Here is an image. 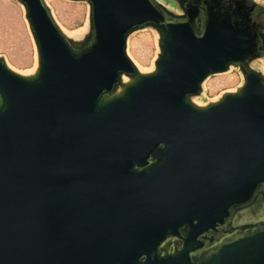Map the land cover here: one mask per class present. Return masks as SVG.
Instances as JSON below:
<instances>
[{
	"label": "water",
	"instance_id": "1",
	"mask_svg": "<svg viewBox=\"0 0 264 264\" xmlns=\"http://www.w3.org/2000/svg\"><path fill=\"white\" fill-rule=\"evenodd\" d=\"M21 1L39 69L27 80L0 59V264H190L187 246L159 248L264 189L261 77L208 109L189 103L207 77L258 55V37L215 0L180 18L154 0H74L92 25L76 50L44 0ZM146 26L162 33L156 73L107 100L138 75L127 38ZM201 264H264V221Z\"/></svg>",
	"mask_w": 264,
	"mask_h": 264
},
{
	"label": "rangeland",
	"instance_id": "2",
	"mask_svg": "<svg viewBox=\"0 0 264 264\" xmlns=\"http://www.w3.org/2000/svg\"><path fill=\"white\" fill-rule=\"evenodd\" d=\"M154 1L169 11L170 15L179 18L185 16L186 5L194 3V0ZM250 1L264 12V0ZM44 2L55 23L74 49H83L91 42V6L88 2L74 0ZM261 34L264 51V24ZM161 43L162 33L154 26H146L129 34L126 53L136 66L138 75L134 77L124 75L127 82L122 83L117 93L107 96V100L121 96L139 77L156 73L157 61L162 55ZM0 59L11 72L21 78L31 80L38 75V49L27 19L26 8L21 0H0ZM250 72L260 76L264 82V54L253 56L245 64L231 65L226 72L207 77L202 83L200 94L191 96L189 103L204 110L221 103L228 95L241 94L246 84V75ZM261 213H264V209ZM249 217L247 216L246 222L250 220ZM256 218L253 220L257 221ZM262 219L264 218H259Z\"/></svg>",
	"mask_w": 264,
	"mask_h": 264
},
{
	"label": "flooded vegetation",
	"instance_id": "3",
	"mask_svg": "<svg viewBox=\"0 0 264 264\" xmlns=\"http://www.w3.org/2000/svg\"><path fill=\"white\" fill-rule=\"evenodd\" d=\"M205 3V0H200L196 9H209V5ZM212 3L219 4L218 6L221 9L227 10L234 19H240V21L247 25L250 31L258 37V55L264 54V51H262L263 40L261 39L264 12H262L258 5H254L250 0H215ZM186 6L187 8L190 7L189 5ZM263 209L264 189H260L256 192L255 198L249 203L232 208L229 217L224 219L222 223H217L213 228L205 230L201 234L189 236L191 229L189 226H184L181 228L178 237L169 236L163 242L159 248V254L161 257L175 256L187 246L190 264H201L218 254L224 246L246 238L255 232L257 226L264 221V219L259 220V218L264 217H257L260 215L264 216V213H261ZM247 216H250L248 222H246ZM254 218L257 221H254ZM247 226H254V229ZM187 238L186 245L184 240ZM182 264H186V262H182Z\"/></svg>",
	"mask_w": 264,
	"mask_h": 264
},
{
	"label": "bare ground",
	"instance_id": "4",
	"mask_svg": "<svg viewBox=\"0 0 264 264\" xmlns=\"http://www.w3.org/2000/svg\"><path fill=\"white\" fill-rule=\"evenodd\" d=\"M36 72V71H35ZM125 82H127V78H126V76H122V78H121V83H125Z\"/></svg>",
	"mask_w": 264,
	"mask_h": 264
}]
</instances>
